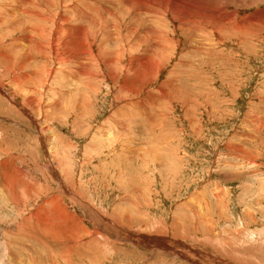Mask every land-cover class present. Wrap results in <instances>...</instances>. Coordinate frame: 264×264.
Masks as SVG:
<instances>
[{"label": "rangeland", "instance_id": "rangeland-1", "mask_svg": "<svg viewBox=\"0 0 264 264\" xmlns=\"http://www.w3.org/2000/svg\"><path fill=\"white\" fill-rule=\"evenodd\" d=\"M100 1L96 4L102 8L110 4ZM39 2L0 0V51L9 55L5 60L0 57V84L34 117L27 118L8 93H0V164L15 160L28 184L35 186L29 196L20 194L18 209L0 191V264H7L11 254L17 255L15 264H66L65 245L30 241L22 225L32 211L44 206L47 194L61 197L60 204L76 214L75 223L83 225L79 236L83 249L73 256L74 264H264V25L257 33L246 29L264 22V0H200V6L211 7L212 14L222 8L217 16L209 15L216 20L208 22L207 17L198 19V10L178 21L174 6L163 15L129 14L123 26L134 25L138 33L151 28L170 41H162L159 53L145 42L135 49L134 61L149 50L160 60L168 57L160 61V68L149 67V78L133 79L132 91L123 93L121 83L110 78L108 66L102 67L101 61L73 62L72 67L89 63L98 70L96 78H74L70 65L60 68L58 63L29 54L31 45L25 35L38 38L34 27L40 26V21L25 18V10L38 12L42 8ZM112 5L119 6V1ZM223 10L235 18V24L247 20L243 30L232 33L229 21L220 30L214 23ZM58 12L54 8L55 16ZM78 16L72 11L67 18ZM45 26L56 35L52 42L51 34L44 41L43 56L47 58L51 57L49 44L59 50L66 38L77 35L67 22L58 28H52L51 22ZM116 37L118 40L115 32ZM135 38L128 36V45L139 43ZM112 43L107 50L116 53L119 40ZM26 51L32 60L22 66L18 61ZM9 58L12 61H7ZM54 65L58 71L47 81L46 72ZM16 73L28 74L32 82L21 88L14 79ZM30 98L43 101L45 109L27 106L25 99ZM37 123L48 127L43 131L44 141L52 143L53 155L69 167L65 176L62 165L53 160L62 181L87 204L76 203L73 196L62 192L47 167L50 163L40 145ZM127 149L131 150L128 155ZM23 182L24 178L19 191ZM83 205L115 219L124 231L96 224ZM98 228L109 245L95 251L90 247L91 233ZM142 237L144 243L133 242Z\"/></svg>", "mask_w": 264, "mask_h": 264}, {"label": "bare ground", "instance_id": "bare-ground-1", "mask_svg": "<svg viewBox=\"0 0 264 264\" xmlns=\"http://www.w3.org/2000/svg\"><path fill=\"white\" fill-rule=\"evenodd\" d=\"M26 1H27V3H29L31 0H26ZM39 1H40L39 3L42 5L41 6L42 8L38 9V12H36L35 9L33 11L32 10L31 11L25 10V7L22 9L23 11L24 10L26 11L25 18L28 17V19H30L29 17H34V19H36L35 17H37V21L38 20L40 21V26L37 25L38 27H34V29L39 34L38 38L30 37L29 35H27V36L25 35L26 42H28L31 45V46H29L30 47L29 54L34 55L35 57H37V56H39L40 58L44 57V59L47 61L51 60L53 62V64L58 63V65H60V68L64 67V66L69 67V65H70L71 69H73V72L71 74H72V76H74V78H79V77H82L83 75H88V76L96 78V75L98 74V70H96L94 68L92 69L91 65L89 66V63H90V61L94 62L95 59L98 61H101V64H100L101 66L103 64L108 66L110 78L115 83L116 82L121 83V87H120L121 92L122 91L123 92L124 91L125 92L132 91L131 88H132L133 79L149 78V76L152 73V71L149 70L150 66L155 65V66H158L159 68H160V66H162L160 61L163 62V61L167 60L166 57H168V56H162L161 60H160L159 55L157 53H159L162 50V46H163L162 41H165V42L170 41V39H168L167 36L162 37L160 35L161 36L160 37L159 33L157 32L158 34H156L155 32L152 31L151 28L148 29L147 31H141L140 33H138L139 29L136 28L134 25L123 26L122 23H124V24L128 23L127 21H123V19L125 17H127L129 14L131 16L132 13L139 15L141 13H146V12L153 13L152 15H154V14L163 15L170 8V6H172V7L174 6V9H176L177 14H179V20L178 21H180L181 17L185 14L189 17L193 10L194 11L198 10L200 12V14L197 15L198 19L199 18L205 19L207 17L205 20L206 22L216 20V17L209 16L212 14L210 12L212 8L210 7L211 8L210 9V8H205L204 6L203 7L200 6V4H201L200 0H194V2L190 1V0H189L190 2L188 0H103V1L99 0L101 3H104V2H107L108 4L110 3L108 5V7L103 5V8L101 5L96 4L97 0H56V1L52 0L49 2L46 0L45 1L39 0ZM76 1H77L76 4L70 5L71 3H74ZM118 1H119V6H113L112 5V3L115 4ZM184 1H185V3H184ZM240 2H242V1H240ZM94 5L97 7L96 9H93ZM110 5H112L113 7ZM120 7H124L123 11H121L120 13H118V12L116 13L115 9L120 8ZM145 7H148V8H145ZM54 8L59 9V12L57 13L56 16L54 14ZM199 8H202V9L199 10ZM179 9H180V11H179ZM218 9H219V7H218ZM218 9H217V11L215 9H213L216 11V13H213L216 16H217V14L220 13V10L222 8L219 11H218ZM224 10H225V8H224ZM224 10L222 12H224ZM72 11H77L79 16L77 18H67L68 15ZM226 11L224 12V14L221 15L224 18L223 21L221 20V16H220V17H218V18H220V20L217 19V22L214 24L219 25L220 30H221L226 25L225 21H229L230 25L228 27V30H231L232 33L240 31L239 29L243 30L242 26H244L248 21L244 20L245 22L243 21L240 25H238V23H236L237 24L236 25L235 24V18H232L230 16V14H228ZM259 14H261V13L257 12L256 15L261 17V15H259ZM193 15H195V14H193ZM107 16H109V17H107ZM110 17H112L113 20H118L116 22V24H114L112 22V20H110ZM23 18H24V16H23ZM253 19H255V18H253ZM171 20H172V17H171ZM182 20H186V19H182ZM18 21L21 24L19 18H18ZM26 21H27V19H26ZM28 21H30V20H28ZM48 22L52 23V28H54V27L58 28L60 23L67 22L69 28L73 32L77 33V35H73L70 39L66 38L65 42L62 43L61 46L59 47V50L56 48V47H58L57 45H55L56 47H54V46L50 47L51 44H49V52L51 54V57L47 58V55L43 56V54L45 53L44 52V47H45L44 41L49 34H51V37H50L51 42L56 37L54 31H47L48 27H46L45 25ZM193 23H195V22H193ZM193 23H191V24H193ZM256 23H257V21H256ZM263 23L264 22L262 21L260 24H254V23L250 24L247 26L246 29L248 30L251 28V29L255 30V32H256L258 29H261V27H263L262 26V25H264ZM185 24L186 23H184V25ZM184 25H183V27H184ZM174 26H175V24H174ZM18 27H19V25H18ZM163 27H165V26H163ZM196 27L198 28V26H196ZM63 29H60V30H63ZM165 29H166V27H165ZM181 31H184V30L181 29ZM215 31H216V29H215ZM115 32L118 33V40H119V44H120L121 48L118 46L119 45L118 44L117 45L119 48V49H117L118 51L116 53L115 52L111 53L109 50H107V45L109 44V42L112 43V41H114V43H115V41L118 42L117 37H116V39H114ZM194 32H195V30H194ZM34 33H35V31H34ZM247 33L248 32H246V34ZM133 35L136 36L135 39L138 40L139 43H132V44L128 45L127 38H128V36L133 37ZM252 35H255V34L252 33ZM116 36H117V34H116ZM248 37L251 38V36H248ZM221 39H222V37H221ZM144 42L149 43L151 45V47L155 48V50L157 49V51H158L156 53L157 55L152 56L151 55L152 52H150L151 50H149L144 56H142L141 58L134 61L135 49H137V48L139 49L141 47V44L143 45ZM122 43H124L125 46H122L123 45ZM47 49H48V47H47ZM56 49H57V51H56ZM164 51H162V52H164ZM137 52H138V50H137ZM8 56L9 55H7L5 57L3 55V53H1V51H0V57H4L3 60H5V58H7ZM23 56H24L23 59L21 58L18 61V63H20V65L22 64V66H24L25 63L29 64L27 62L32 60L31 56L28 55L27 51H26V56L25 55H23ZM7 61H12V58H9ZM85 61H88L89 63L88 64L86 63L87 65L84 64V66L72 67V65H71V64H73V62L83 63ZM126 62H128V64ZM14 63H16L15 60H14ZM164 64H166V63H164ZM115 65L121 66V67H116ZM86 66L89 67L88 70H87ZM159 68H156V69L158 70ZM123 69H127L128 71L125 72ZM57 71H58V68H56V65H54V67L52 69L48 68L46 75H45L46 80L50 81L55 76ZM35 72L36 71H34L32 73L35 74ZM20 74L21 73H18V74L16 73V76L14 79L16 81H19L21 88H24L25 85L30 83V81H31L30 77L31 76H29L26 73H23L21 75ZM122 77H125V79L120 80ZM135 82L138 83L140 81L136 80ZM45 87H44V89H45ZM134 91H136V90H134ZM0 93L1 94L8 93L10 98L13 101L17 102V96L11 90H8V88L6 89L1 84H0ZM41 94H43V93H41ZM44 97H45V95H44ZM25 101H26L25 103H28L27 106H30L32 109L35 107L39 108L41 111H43L45 109V106H43V101L41 103H38L37 100L32 99V98H30L28 100L25 99ZM14 104L17 105V108L20 107V110H22V114L25 115L27 118H31V119L34 118L31 115V113H29L28 109L24 105H22L21 103L18 104V102H17V104L14 102ZM39 114H40V112H39ZM43 116H46V115H43ZM38 127L39 128H37L38 129L37 132L40 134V142H41L40 145L42 144V146L46 150V155H47L48 161H49L48 163H50V165H51V166L48 165L47 167L51 170V172L53 173V176L56 177L57 181L60 182L61 187H62V189H61L62 192L73 196L74 201L76 203L83 202L84 204H87V202H84V198L82 196H80L79 194H76L74 192V189L70 184H68V185L64 184V182H66V181H64V182L62 181V175L61 174L63 173L65 175V173L69 167H66L65 164L63 165V162H62L63 159L62 158H57L59 156L53 155L55 153L54 152L55 150H54L53 146L50 147L52 143L48 141L49 142V144H48L46 141H44V136H45L44 134L45 133H43V131H47L48 127L41 128V126H39V124H38ZM49 131L51 132L50 129H49ZM59 136H61V135H59ZM62 140H64V139H62ZM110 141H112V140H110ZM63 144H64V146L66 145L65 141L63 142ZM109 144H111V143H109ZM56 152L58 153V151H56ZM130 152H131V150H128L126 152L127 155ZM153 157H154V155H153ZM56 159H57V162L60 165H62V167H63V168L61 167L62 173H60L58 170L59 166L55 167L53 165L54 164L53 160H56ZM14 161L15 160H11L8 162L7 165H9V168H7V165L5 163L0 164V189H2L0 191H2L3 194L4 193L7 194L8 197H10L11 203L15 206V208L17 207V209H18V207L21 206V202H22V200L19 197L20 194L22 195V193L24 194V192H25V194L29 196L33 191H35L34 190L35 186L28 184L29 181L26 177L27 175H22L24 173L23 172L24 170L22 171L20 167H17L16 164L14 163ZM25 177H26V179H25ZM23 178H24L23 187H22L23 190L19 191L18 190V184L21 182V179H23ZM36 183H33V184L35 185ZM42 192H44V190H42L41 193ZM4 196L6 197V195H4ZM46 196H47V200H46L47 202L44 204V206H40V208L36 209L35 211H32L31 215H30L31 217L24 220V223L22 225L24 226V228H26V231L29 235L30 241H31V239L36 240L38 242H41V244H43V245H49L50 243L56 244V245H60V244L65 245L66 251H65V254L63 256V259H64V261H66V264H74L76 262H74L73 256L78 251L80 252L81 249H83L82 244H81L82 241H79L81 239V238H79V236L82 235L80 232L83 229V225H81L80 223H75L77 221L76 214L70 213L68 207L65 208L64 205L62 206L60 204L62 202L61 197H59L57 195L56 196L53 195L54 197H50L48 194ZM46 196H43V197H46ZM10 201H8V202H10ZM19 202H20V204H18ZM25 204L26 203L23 202V205H25ZM83 206H86V205H83ZM87 209L89 210L87 212V215H89V216L93 215L94 219H95V223L99 222L98 225L103 224L105 226V228L107 227L108 228L107 230H110V231L114 230L116 232V230H118L121 233L124 231L123 228L120 227L118 225V223L115 221V219L109 220V218H106L105 216L101 215V213L96 211L92 206H91V209L89 207H87ZM116 216H118V215H116ZM83 218H84V216L83 217L79 216V219L82 221H83ZM118 218L120 219L119 216H118ZM121 221L125 223V221H123V220H121ZM37 226L39 229L37 228ZM96 227H98V226H96ZM97 230H98V232L94 231L91 233V237L93 238V240L90 241L91 242L90 244L92 246L89 245L91 248L96 249L95 251H98L100 248H103V247L105 248L106 246L109 245V244L108 245L105 244L106 240L104 237L105 234L103 233V230L100 228H98ZM84 231H85V229H84ZM126 231L128 234L131 233V231L129 229H126ZM135 239H133L134 243H140V242L144 243L145 242L144 237H142L141 240L139 238H135ZM78 241L80 242L79 244H81V246L77 247L76 243ZM11 255H12V257H10L11 259L6 261L7 264H15L14 260L16 261L17 255H15V254H11ZM82 256L84 257L85 255H82ZM93 256H95V255H93ZM92 261H93V259H92ZM193 262L195 263V260H193Z\"/></svg>", "mask_w": 264, "mask_h": 264}]
</instances>
